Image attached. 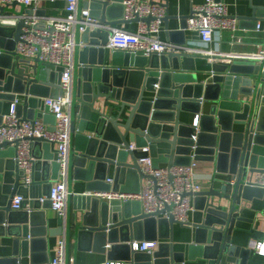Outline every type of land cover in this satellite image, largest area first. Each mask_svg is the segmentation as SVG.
Masks as SVG:
<instances>
[{"label":"water","instance_id":"obj_1","mask_svg":"<svg viewBox=\"0 0 264 264\" xmlns=\"http://www.w3.org/2000/svg\"><path fill=\"white\" fill-rule=\"evenodd\" d=\"M121 2L79 0V18L82 9L88 8L95 21L88 23L83 32L79 24L76 27L69 195L66 212L58 214L55 226L49 227L51 220L43 218L51 208L50 201L43 205L39 201L49 195L58 177L55 144L32 138L35 147L42 146L48 152L38 157L43 161H37L36 168L52 169V175L42 182V175L35 174L30 188L24 186L25 175L14 160L18 142L0 144V234L8 230L14 237L13 255L0 259V264H22L24 257H32L40 250L37 245L41 240L56 236L65 238L66 264H70L73 240L80 249L86 245L88 250L105 253L109 260L124 264H184L185 253L175 251L176 224L193 229V247L199 248V256L210 264H246L251 249L234 244L232 237L237 222L245 219L242 201L251 199L249 193L264 191L246 184L248 178L264 173V59L223 57L217 53L168 52L145 56L113 51L108 60L107 27L140 20L125 21ZM156 2L168 12L162 19L167 31L172 18L181 19L182 26L176 33L182 39L171 41L187 45L186 24L192 12L172 16L169 0ZM251 7L252 15L239 19L251 20L257 26L264 20V6ZM25 8L17 1L0 7V15H20ZM113 11L120 15L112 17ZM152 19L142 21L150 23ZM24 27V20L0 22V123L4 103H11L16 95L24 96L18 114L26 120L35 119L40 98H57L62 94V68L39 58L31 63L15 52ZM199 74L209 76L206 82L199 81ZM209 103L208 111L201 113L202 105ZM186 112L195 114L192 122L182 120V113ZM45 121L54 124L55 118L47 115ZM131 144L136 148L148 147L149 151L132 150ZM148 154L156 166L160 161L170 167L189 165L193 160L217 164L216 172L208 176L209 189L190 194L195 197V212L189 223L175 219L171 213L173 205L150 214L138 201L104 200L95 195L111 190L139 192L148 177L139 158ZM111 166L116 168V177L113 184L105 185ZM218 174H229L231 179ZM74 181H85L86 191L91 193L74 194ZM39 184L42 190L36 194ZM20 194L32 198L25 202L31 209H25V204L23 209H13L14 198ZM159 239L169 242H160L153 253L133 248L134 241ZM48 262L46 259L45 264ZM31 264L36 263L33 260Z\"/></svg>","mask_w":264,"mask_h":264},{"label":"built area","instance_id":"obj_2","mask_svg":"<svg viewBox=\"0 0 264 264\" xmlns=\"http://www.w3.org/2000/svg\"><path fill=\"white\" fill-rule=\"evenodd\" d=\"M26 6L25 12L20 15H0L2 20H24L25 27L17 42L15 52L26 61L33 63L39 58L42 62L62 68L60 85L62 94L57 98L43 97L37 108L35 119L23 120L18 114V105L21 96L16 95L10 103L9 111L3 114L0 123V144L4 142H18L14 160L24 173V186L29 188L34 181V169L36 158L33 155L35 140L32 138H44L55 144V161L59 165L58 177L54 180L48 196L39 198L43 205L46 200L51 203V209L59 215H64L68 199V162L71 142V91L73 83L76 27L80 25L83 32L86 25L95 21L90 16V10L82 9L79 18V0L65 1L66 14L63 16H49L41 12L45 0H0V7L11 6L14 2ZM56 1V0H50ZM124 6L125 21L140 20L135 30L126 28V24L107 27L110 30L106 47L112 51H124L134 54L149 56L152 53L159 55L168 52H189L197 54H214L223 56L212 48L213 43L222 36L225 31L236 32L240 28L239 17L229 12L228 4L224 1L205 0L193 8L192 16L187 19L186 30L196 31L200 37L202 47L195 48L181 45L160 37L162 31V19L166 16V8L156 0H122ZM30 10L31 13L27 11ZM152 17L150 23L142 19ZM261 29V24H257ZM231 57V55H228ZM250 59H264V48ZM33 72L32 68L30 70ZM47 115H53L55 123L45 121ZM194 125H198V118ZM55 129L51 130L50 127ZM132 150L136 148L131 144ZM148 152V147L140 148ZM145 178L139 192L109 191L96 193V196L104 200L138 201L142 204L146 213H155L163 209L165 205H173L171 213L175 219L182 223L190 222V213L195 210L190 195L201 190V183L196 178L197 163L189 165L156 166L154 158L148 154L139 158ZM109 184L114 180L107 179ZM246 184L264 189V173H257L253 178H248ZM23 194L14 198L12 207L14 210L23 209L26 202ZM29 210L30 204H25ZM168 215V214H167ZM159 240L134 241L133 248L140 252L153 253L158 250ZM258 254L264 255V240L255 241L251 245ZM48 264H66L65 238L60 242L57 255ZM100 264H124L116 260H105ZM233 264V263H231Z\"/></svg>","mask_w":264,"mask_h":264},{"label":"crops","instance_id":"obj_3","mask_svg":"<svg viewBox=\"0 0 264 264\" xmlns=\"http://www.w3.org/2000/svg\"><path fill=\"white\" fill-rule=\"evenodd\" d=\"M205 0H169V13L172 16H187L192 11L193 8L199 4H202ZM228 4L229 12L231 15L240 17V16H250L252 15L251 4L256 6H264V0H221ZM87 9V8H84ZM17 10L20 11L21 7L18 5ZM90 10V9H89ZM41 12L49 16H63L66 14L65 11V1L56 0L50 1L45 0L42 4ZM168 13V12H167ZM120 13L113 11L112 17L119 16ZM258 23L261 24V29L255 25L251 20H240V28L236 32L225 31L222 33V36L213 43L212 48L218 53H223V57H237V58H246V56L257 55L264 48V20H260ZM182 26L180 18H172L169 22V31L166 30L164 22H162V31L160 37L163 40L175 39L181 40L182 35L177 34L176 31L179 30ZM126 28L130 30H135L137 28L136 22L126 23ZM173 32V33H172ZM172 34V35H171ZM186 40L187 45L195 48L202 47L200 43L199 34L196 31L186 30ZM82 48V47H81ZM107 48V59L109 60L112 56L113 51ZM219 55V54H218ZM221 56V55H219ZM225 60V59H222ZM214 60H210L213 63ZM230 60L226 59L225 62ZM215 62V61H214ZM244 64L246 62H239ZM209 77L208 75L199 74V81H203ZM23 95L21 96V101L23 100ZM209 104L202 105L201 113L208 111ZM10 103L5 102L3 106V114H6L9 111ZM37 116V111H36ZM195 117V114L192 113H182V120L187 122H192ZM140 150V148H139ZM163 150V149H161ZM47 153L43 147L33 148V155L37 161H43L38 157L42 158L43 154ZM130 158V157H129ZM9 159V158H8ZM130 161V159H129ZM197 163V176L196 178L201 183V190L209 189L211 181L208 179V176L216 172V163L209 161H195ZM38 163V162H37ZM160 166H168L166 162L160 161ZM35 174L42 175V182L44 179L51 177L52 169L44 170L43 168L37 169L35 165L34 169V179ZM116 168L111 166L106 180L105 185L109 184L107 179H115ZM218 177L225 178L227 180L231 179V175H221L218 174ZM34 183V182H33ZM32 183V184H33ZM146 183V181H144ZM41 184V183H40ZM36 187V194L41 192V186ZM86 182L85 181H74L73 192L74 194L80 193H91L86 191ZM221 185H218L220 187ZM30 188V187H29ZM32 190V189H31ZM29 194V192H28ZM250 200H243L241 204V209H243L242 217L245 219L239 220L236 224L235 230L233 232L232 241L234 244L239 246L251 249V252L248 256L246 264H264V255L258 254L254 248L251 247L252 243L255 241L264 240V191H256V193H249ZM28 200L32 199L31 197L27 198ZM36 199V198H35ZM192 204L195 208V197L191 198ZM43 209V207H42ZM194 212L190 213V221L193 219ZM51 220L49 227L55 226V221L58 216V213L53 209H47L46 213L43 215V218ZM175 251H181L185 253L184 264H210L209 260L205 257H200L201 250L199 248H194V231L193 229L183 228L181 225H175ZM14 237L10 235L7 230L5 234H0V259H6L11 257L13 254L12 242ZM63 236L49 237V239L41 240L39 242L40 250L33 253L32 257H24L22 264H31V261L34 260L36 264H45L46 259H49V262L52 258L57 255L58 247L60 242L63 240ZM159 242H169V239H159ZM191 247V248H190ZM107 254L94 252L93 250H88L86 245L80 249L77 241L73 240L70 250V264H100L102 261L107 260ZM48 262V263H49ZM47 263V264H48ZM231 264V263H229ZM234 264V263H233Z\"/></svg>","mask_w":264,"mask_h":264}]
</instances>
